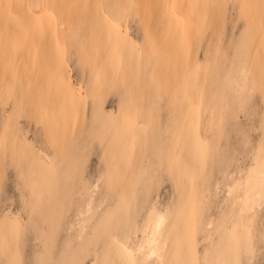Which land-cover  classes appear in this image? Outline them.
Instances as JSON below:
<instances>
[{
    "label": "rangeland",
    "instance_id": "obj_1",
    "mask_svg": "<svg viewBox=\"0 0 264 264\" xmlns=\"http://www.w3.org/2000/svg\"><path fill=\"white\" fill-rule=\"evenodd\" d=\"M185 3L77 0L43 16L42 23L55 24L45 40L51 48L33 52L26 68L17 55L0 59V222L20 212L25 224L22 258L6 259L0 249V264H43L46 241L53 264H71L74 252L63 253V243L81 231L83 242L87 225L135 183L131 210L140 221L155 205L165 228L186 198L188 214L195 220L198 213L203 225L200 254L204 236H217L236 199L235 182L255 158L264 163V6L198 0L187 11ZM249 11L260 28L250 29ZM206 13L215 16L196 23ZM116 24L131 43L118 39ZM194 137L203 155L194 153ZM128 166L119 191L112 175ZM61 202L64 215L50 241L48 217ZM6 235L16 241L14 232ZM102 238L75 264H100ZM4 241L0 232V248Z\"/></svg>",
    "mask_w": 264,
    "mask_h": 264
},
{
    "label": "bare ground",
    "instance_id": "obj_2",
    "mask_svg": "<svg viewBox=\"0 0 264 264\" xmlns=\"http://www.w3.org/2000/svg\"><path fill=\"white\" fill-rule=\"evenodd\" d=\"M75 1L77 0H0V59L9 54L17 55L20 57L21 66L26 68L32 59L33 52L51 48L50 46L48 48L45 40L51 33V26L55 24L51 19L42 23L43 16L50 14L54 9H67ZM197 2L198 0H186L184 5H186L187 11L197 9ZM262 6H264V0H255L254 9ZM253 12L249 11L246 19L250 21V29H258L263 23L262 20H257V17H254L256 12ZM213 16H215L214 13L203 14L198 17L196 23L206 21ZM108 22L110 21L108 20ZM115 28L118 39H125L123 44L131 43L128 31L123 32L118 24L115 25ZM35 58L41 59L39 56ZM53 70L62 76V84L73 91V83L67 70L63 67ZM245 85L242 83L241 88H244ZM193 144H197L196 147H199V150L194 153L203 155L205 150L200 146L197 137H194ZM123 153L132 154L125 150ZM113 155L115 156V154ZM130 159L127 156L125 160L129 162ZM201 159L200 157L195 160L196 164H201ZM189 162L190 159H186L184 165L189 166ZM132 170L133 168L128 166L119 174L112 175V182L117 190L124 191V184L129 179V173ZM111 174L110 171L109 175L111 176ZM136 176V180H138L141 174L137 172ZM136 186L135 183L130 192L128 190L120 192L118 200L110 201L103 211L99 212L95 220L87 225L88 231L83 242L78 240L82 235L81 231L76 238H69L63 243L61 248L63 253L69 250L74 252L71 264L83 259L88 251V245L99 239L101 235L103 238L96 250L100 264H202L201 260L203 264L208 261H212L213 264H264V206H262L264 201V163L259 158H255L254 165L247 170L245 176L235 182L233 188L237 191V195L234 204L222 219L217 229V236L208 234L204 236V240L207 242L202 254L198 248L197 233L203 225L198 213L195 215V220L188 214L187 199L184 198L170 223L162 228L164 215L156 213L155 205L150 207L142 221L137 217L139 213L131 210L137 197ZM54 208L57 215L48 217L50 225L55 226V230L48 235L50 241L55 240L57 227L60 226L64 215L62 202L54 205ZM21 216L20 212L13 216L6 214L0 222L3 241L10 231L16 235L14 243H8V238H6L3 244L5 245L7 241L6 246L0 248L1 252L5 254V258H9V256L17 258L22 255L19 252L24 250L22 241L24 240L25 224ZM85 226L82 230L86 228ZM138 233H141V236ZM45 244H50V247H46L47 249L43 250V255L38 257V259L40 258L39 263L42 258L44 261L46 259L45 262L42 261L43 264H53L51 262L53 261L51 256L53 246L49 241H46L44 246ZM35 246L40 247V244ZM21 248L23 249L21 250ZM6 264H9V260L6 261Z\"/></svg>",
    "mask_w": 264,
    "mask_h": 264
}]
</instances>
